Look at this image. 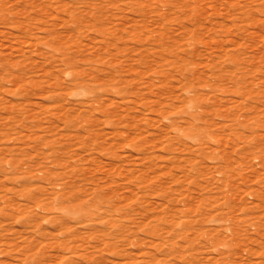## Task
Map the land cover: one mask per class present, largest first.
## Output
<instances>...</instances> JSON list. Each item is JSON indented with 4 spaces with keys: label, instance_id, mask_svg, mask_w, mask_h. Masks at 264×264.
Masks as SVG:
<instances>
[{
    "label": "rangeland",
    "instance_id": "obj_1",
    "mask_svg": "<svg viewBox=\"0 0 264 264\" xmlns=\"http://www.w3.org/2000/svg\"><path fill=\"white\" fill-rule=\"evenodd\" d=\"M0 264H264V0H0Z\"/></svg>",
    "mask_w": 264,
    "mask_h": 264
}]
</instances>
